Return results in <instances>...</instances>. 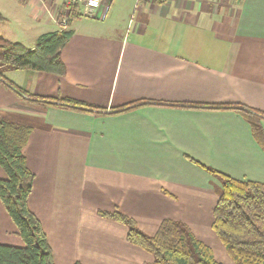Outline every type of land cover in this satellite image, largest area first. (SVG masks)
Returning <instances> with one entry per match:
<instances>
[{"label": "crops", "instance_id": "0c3cea01", "mask_svg": "<svg viewBox=\"0 0 264 264\" xmlns=\"http://www.w3.org/2000/svg\"><path fill=\"white\" fill-rule=\"evenodd\" d=\"M24 2L35 22L55 23ZM79 13L60 53L64 75L0 64V116L31 127L23 148L35 176L28 206L56 264H84L89 221L104 207L154 230L163 219H183L186 205L211 211L220 181L191 159L264 182V150L249 123L235 107L206 108L264 114V0H106L92 16ZM38 22L6 39L32 49L50 32ZM14 232L0 204V243L22 246Z\"/></svg>", "mask_w": 264, "mask_h": 264}, {"label": "trees", "instance_id": "16d2710c", "mask_svg": "<svg viewBox=\"0 0 264 264\" xmlns=\"http://www.w3.org/2000/svg\"><path fill=\"white\" fill-rule=\"evenodd\" d=\"M164 1L154 0L158 4ZM63 14L64 7L59 9L58 22ZM79 16V6L73 5L65 27L41 34L32 49L0 36V64L64 75L66 68L60 53L73 34L71 22ZM34 100L87 112L95 110V107L70 99ZM232 107L249 123L253 138L264 150V131L259 122L264 118L262 112L244 105H209L206 108ZM30 131L31 127L0 116V168L5 175L0 178V204L23 243L22 246L0 243V264H56L42 223L28 206L35 176L27 167L23 148ZM190 161L220 181L211 209L210 228L232 264H264V182L236 179L193 159ZM97 214L124 225L126 242L151 256L147 264H223L215 259L212 248L197 239L189 226L179 220L163 219L150 235L121 211L99 209Z\"/></svg>", "mask_w": 264, "mask_h": 264}, {"label": "rangeland", "instance_id": "374dc122", "mask_svg": "<svg viewBox=\"0 0 264 264\" xmlns=\"http://www.w3.org/2000/svg\"><path fill=\"white\" fill-rule=\"evenodd\" d=\"M32 1L33 3L36 2L35 0ZM59 1L60 0L54 1L56 6L59 5ZM46 4V6L52 8L54 14H57L59 8L54 9L56 7L54 6V3ZM33 13V8L26 5L24 0H0V15L2 16V19L0 20V36L5 39L6 37L15 38L16 36V38H20L19 34L22 33L21 30L24 23L26 25L34 26L40 21L41 23L38 22V24L41 25L42 30L44 31H51L60 26L59 24L47 22L49 20H47V18H41L35 22V20H33ZM196 206L201 207L199 209ZM210 206L211 205L209 204L186 205L184 207H187V210L180 212L181 215H179H184L182 217L183 219L174 220H179L188 225L197 239L203 241L212 248L215 259L218 262L232 264V260L210 228L211 211H208ZM104 208L107 210L106 207ZM112 210H114V208ZM192 211L200 212L193 213ZM177 212L179 213V211H168L170 217L176 216ZM96 219L98 220L89 221V236L91 240L90 250L87 252H80V254L83 255L84 264H147L151 261V256L126 242L125 232L127 228L124 225L102 218L98 215ZM136 223L141 231L150 235L155 233L158 228L157 226L156 230H154L155 228H146L143 225H141L142 227L140 228L137 221ZM113 224L116 225V227L122 228L125 232L119 231L118 228L115 230L111 229V225ZM85 227L86 225L84 224V228Z\"/></svg>", "mask_w": 264, "mask_h": 264}, {"label": "built area", "instance_id": "2783aa9c", "mask_svg": "<svg viewBox=\"0 0 264 264\" xmlns=\"http://www.w3.org/2000/svg\"><path fill=\"white\" fill-rule=\"evenodd\" d=\"M35 3H38L41 5L44 13L55 23L59 24L61 28L65 27L67 16L69 13L70 8L73 5L79 6V12L82 11V14L85 16H92L96 12L97 9H99L106 0H60L59 5L56 6L54 1L57 0H35ZM46 3H54V6H56L54 9H60L64 7V14L61 17V20L58 22L57 20V14H54L52 11V8L50 6H46ZM46 4V5H45ZM49 5V4H48Z\"/></svg>", "mask_w": 264, "mask_h": 264}]
</instances>
